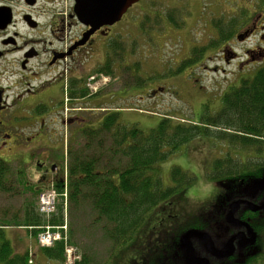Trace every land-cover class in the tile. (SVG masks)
<instances>
[{
  "label": "rangeland",
  "instance_id": "rangeland-1",
  "mask_svg": "<svg viewBox=\"0 0 264 264\" xmlns=\"http://www.w3.org/2000/svg\"><path fill=\"white\" fill-rule=\"evenodd\" d=\"M262 6H264V0H228L224 2L221 0H141L134 4L126 13L116 32L124 51L120 50L119 52V62H117L119 67L114 76L115 80H110L107 75L102 76L96 73L95 69L103 65L102 49H99L93 57H87L84 62V71L90 75V80L87 81L90 92H95L96 88L102 89L103 93L110 91V97L105 94L101 101L95 102L94 99L88 106L104 107L107 111L112 109H115L116 112L120 111L125 124H137L146 131L150 129V125L162 117L173 116V120L183 118L190 121L194 119V114L199 115L202 112V108H206L205 110L208 112L217 111L221 107L218 98L229 81L235 78L240 63L244 67L253 61L263 62L264 57L258 55L247 59L246 52L249 49L257 48L258 45H264L263 39L260 38L261 34L256 33L251 36L246 32V26L243 28L238 26L231 39L218 46H213L214 48H209L202 58L203 62H197L178 75L175 73L176 69L183 60L191 55L194 47L208 46L212 40L220 38L215 26L217 20L228 22L231 19H236L238 22L240 17H243V12L249 9L255 10V16ZM170 11H176L175 16L180 19L182 26L176 27L167 18ZM159 14L164 17V21L159 17ZM147 16L149 20H147ZM237 35L243 38L238 39ZM121 53H124V61L120 60ZM108 55L109 53H107V58ZM206 66L209 67V70L205 68ZM94 76L98 77L96 83L91 79ZM136 76L141 80L147 79L146 83L138 84ZM199 85H202V88ZM152 86H162L164 91L152 98L149 94ZM175 88L179 91L178 93L174 92ZM112 93H116V95L111 96ZM102 112L103 109L99 112L88 113L90 124L97 121L96 117ZM101 139H104V144L108 147L107 134ZM88 143L89 139L86 135L75 137L73 145L69 148L70 152L68 150V155L64 157L63 162V173L67 179H69V168L74 162L75 153L82 151V155H84L92 151L90 148H97L90 146L88 150ZM72 148L73 150H71ZM21 153V151L0 150V157L11 163L15 173L22 174L19 190L0 192V220H6L11 224H14L12 221L15 218L17 220L22 218L23 205L25 198L30 196V188H38L39 173L35 168L36 160L29 163L23 162ZM37 153L39 156L40 152ZM243 156L247 161L252 158L257 160L255 155H248V152H236L228 144L210 138L196 139L171 154L166 161L161 163L165 184H172L171 170L175 165L189 170L195 181L184 195L177 194L174 202L176 205L173 204L171 213L175 211L179 213L181 210L185 215L182 219L186 220L196 215H202L203 212L209 213L210 210L213 213L216 207L215 202L220 201L221 194L218 196V200H215L213 195L220 189H216L217 191L212 189V185L216 186V183L208 175L215 172L210 171L211 166L209 165L216 159L225 160L229 157L242 162ZM252 176L249 181L244 182V187L241 186L242 178L238 179L240 186H234L233 197L236 193L258 191L256 184L262 177L254 178L255 174ZM23 184L30 185V188L23 189ZM51 184H47L48 187L44 190L50 188ZM69 191L68 186L67 196L59 195V201L61 200L64 205L63 224L66 226L63 229L66 233L65 241L67 243L65 264H72L80 260L84 253L92 259L93 264H107L114 247V242L109 238L105 229L106 223L108 225L109 223L105 218L97 222V212L92 209L89 202L82 198L79 203H71ZM220 204L218 203L219 206ZM5 228L8 236L14 240L17 249L22 251L30 248L31 260L29 262H33V264H61L59 261L49 260L42 254L39 243L30 236V232L25 227L11 225ZM214 235L217 238L216 233ZM144 246L145 244L143 248ZM68 249H71L72 255L76 256L75 260L72 259L73 262L69 261ZM135 254L138 255V253L126 251L120 257L121 260L113 264H132L130 259ZM256 264H264V256L258 258Z\"/></svg>",
  "mask_w": 264,
  "mask_h": 264
},
{
  "label": "trees",
  "instance_id": "trees-1",
  "mask_svg": "<svg viewBox=\"0 0 264 264\" xmlns=\"http://www.w3.org/2000/svg\"><path fill=\"white\" fill-rule=\"evenodd\" d=\"M254 11L249 9L243 12V17L238 22L236 19L228 22L217 20L215 26L220 38L212 40L208 46L194 47L191 55L181 62L175 73L178 75L202 61L209 48L231 39L238 26H248L252 22ZM175 13L176 11H170L167 18L176 27H180L182 22ZM159 17L164 21L162 15L159 14ZM116 44L111 45L106 63L98 72L105 75L113 72L112 66L119 62L120 50L124 51L120 42ZM250 57L247 55V59ZM124 59V53H121L120 60ZM262 61L264 62L263 59ZM263 62L253 61L244 67L239 65L235 78L229 81L218 98L221 107L211 112L202 108L199 115L194 114L193 120H173V116H166L150 125V129L146 131L137 124H125L122 112L117 111L107 115L99 123L90 125L87 131L88 150L90 146L97 148H90L92 151L84 155L82 151L75 153L67 183L69 182L71 203H79L82 198L97 212V222L105 218L109 223H106L105 229L113 240L114 247L107 264L121 260L120 257L126 251L138 253L131 257L132 264H174L176 254L182 248L183 233L194 225L191 219L184 218L177 220V223L181 221L182 224L175 221L172 228H166V220L162 217H168L166 208H173L177 194L184 195L195 181L189 170L175 165L171 170L172 184H165L161 163L182 146H187L196 139L210 138L228 144L236 152L255 155L257 160L252 158L247 161L243 156L242 162L231 157L216 159L210 164V171L215 173L209 175L216 185L234 188L240 186L238 179L242 178L247 182L253 177L252 174H255L254 178L264 175ZM135 78L138 84L143 85L147 81L137 76ZM106 134L108 147L104 144V139H101ZM21 179L22 174L15 173L11 163L0 157V192L19 190ZM47 184L38 188L23 184V189L30 188V196L25 198L22 218H15L12 221L14 224L0 220V264H33L29 262L30 248L22 251L17 249L5 227H25L38 242V236L45 230V225L54 227L64 223L62 202L59 203L57 213L48 219L38 211L39 195L48 187ZM55 185L59 191L63 190L64 175L55 181ZM173 218L176 220L179 216ZM170 220L168 218V224L173 222ZM61 232V241H56L51 247L39 245V249L49 260L65 264L66 233L63 229ZM257 260L255 258L246 264H256ZM72 264L93 263L84 253L80 260Z\"/></svg>",
  "mask_w": 264,
  "mask_h": 264
},
{
  "label": "flooded vegetation",
  "instance_id": "flooded-vegetation-1",
  "mask_svg": "<svg viewBox=\"0 0 264 264\" xmlns=\"http://www.w3.org/2000/svg\"><path fill=\"white\" fill-rule=\"evenodd\" d=\"M75 4V0H0V150L21 151L26 163L36 160L38 187L64 175V157L75 137L88 136L90 125L116 112L115 109L107 111L104 107L88 106L94 99L101 101L105 94L110 97V91L103 93L96 88L95 92H90L87 82L90 75L84 71V62L102 49L103 65L95 70L105 76L98 71L106 63L111 45L120 42L116 32L126 14L120 21L96 29L85 40L91 26L78 19ZM251 21L246 32L251 36L261 34L264 44V6ZM246 52L252 58L264 57V45ZM118 67L117 63L112 66L113 72L107 75L110 80H115ZM97 76L91 78L94 83L98 81ZM163 89L152 86L149 94L154 98ZM102 109L97 121L90 124L87 114ZM244 182L242 179L243 187ZM258 185L259 182L257 192L236 193L235 198L234 188L212 185V189H220L213 195L215 200L221 194L213 213L210 210L189 218L196 227L183 233L198 230L207 234L208 238L195 236L191 239L195 256L200 261H188L182 244L174 264H246L264 256V190ZM236 201L241 203L229 221L231 206ZM171 209L172 206L166 211L168 217H162L167 222L168 218L173 221L166 223V228L184 219L181 210L170 213ZM175 216L179 218L175 220ZM210 240L217 253L209 247ZM229 250L232 253H227Z\"/></svg>",
  "mask_w": 264,
  "mask_h": 264
},
{
  "label": "water",
  "instance_id": "water-1",
  "mask_svg": "<svg viewBox=\"0 0 264 264\" xmlns=\"http://www.w3.org/2000/svg\"><path fill=\"white\" fill-rule=\"evenodd\" d=\"M140 1L141 0H75V12L78 19L82 23L91 26V30L86 33L84 39L87 40L96 29L120 21L129 9ZM238 38L241 39L243 37L238 36ZM258 188L264 190V176L262 180L259 181ZM240 203V201H236L232 204L229 213V221L233 219V214ZM195 236L208 238L207 234L201 233L198 230L188 231L182 236V244H184L186 248V259L190 262L200 261L199 259L197 260L194 247L191 243V239ZM213 246V242L210 240L209 247L212 249L213 253H217ZM227 253H232V250H229Z\"/></svg>",
  "mask_w": 264,
  "mask_h": 264
},
{
  "label": "built area",
  "instance_id": "built-area-1",
  "mask_svg": "<svg viewBox=\"0 0 264 264\" xmlns=\"http://www.w3.org/2000/svg\"><path fill=\"white\" fill-rule=\"evenodd\" d=\"M59 195L63 197L67 196V191L63 194H59L54 187L46 190L40 194L39 197V212L49 218L58 209ZM66 226H50L45 225L44 231L39 234L38 240L42 246H52L56 241L63 239L61 230L65 229ZM69 261L73 262L76 259L75 255H72V250L68 249ZM72 259H74L72 261Z\"/></svg>",
  "mask_w": 264,
  "mask_h": 264
}]
</instances>
